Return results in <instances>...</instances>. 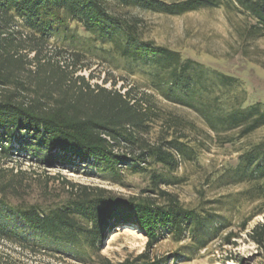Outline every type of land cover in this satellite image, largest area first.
<instances>
[{
	"label": "trees",
	"instance_id": "trees-1",
	"mask_svg": "<svg viewBox=\"0 0 264 264\" xmlns=\"http://www.w3.org/2000/svg\"><path fill=\"white\" fill-rule=\"evenodd\" d=\"M114 1L178 16L227 5L251 19L245 28L247 34L264 37V0ZM107 2L0 0V158L21 152L44 155V163L70 170L89 165L119 177L129 171L149 173L148 190L154 197H122L102 187L68 181L72 196L59 207L20 204L11 211L35 233L66 244L74 256L85 261L98 254L97 246L106 233L122 226L136 227L148 239L144 252L118 264H169V257L155 258L151 254L152 248L168 236L176 242L189 239L184 248L193 246L196 252L218 237L229 244L240 233L233 232V222L221 208L237 206L243 198L264 201V137L249 139L264 127V102L241 101V95L232 94L237 77L209 68L154 39H145L140 18L119 14L109 9ZM71 21L83 25L102 43L86 52L113 64L117 70L141 77L145 90L192 109L216 134L215 141L220 145L246 140L238 150L237 163L224 166L213 183L248 187L203 199L198 206L184 203L176 192L167 190L165 187L186 183L188 177L177 172L182 165L199 161L204 141L192 143L168 132L153 141L149 135L158 110L146 105V95L133 93L132 86L122 92L115 88L117 80L107 88L76 75L86 58L83 50L73 52L66 64L44 54L42 49L50 44V38L66 35ZM18 27L28 30V41L17 36L21 32L15 31ZM76 35L71 33V38ZM107 44H112L111 48ZM32 52L34 56H30ZM13 85L16 87L9 88ZM20 86L28 93L17 89ZM15 140L18 149L14 147ZM3 170L6 169H0V191L6 193L19 174L4 180ZM6 203L0 200V215ZM263 211L264 207H260L245 217L239 230L243 232ZM0 231L7 232L4 225L0 224ZM251 236L264 246V223L254 226ZM177 258L174 255L172 262Z\"/></svg>",
	"mask_w": 264,
	"mask_h": 264
},
{
	"label": "rangeland",
	"instance_id": "rangeland-1",
	"mask_svg": "<svg viewBox=\"0 0 264 264\" xmlns=\"http://www.w3.org/2000/svg\"><path fill=\"white\" fill-rule=\"evenodd\" d=\"M107 3L109 9L119 14L140 18L145 39H154L159 44L179 50L186 57L198 59L209 68L237 77L238 84L232 94L237 92L241 95V101L246 104L264 102V37L255 38L246 33L245 28L251 19L244 12L223 5L178 16L152 12L139 6H122L114 0H108ZM17 24L22 26L21 22ZM70 26L65 31L67 36L61 34L50 38V44L42 49L44 54L66 64L73 52L83 50L86 58L80 62L79 66L82 68L76 75L85 76L92 85L99 83L107 88H112V80H117L115 88L122 92L132 86L133 93L140 97L146 95L149 99L145 100L146 105L158 110L154 116L156 122L149 135L153 141L164 134L163 132L188 138L192 143L204 141L205 146L201 149L199 161L182 165L177 172L188 177L186 183L165 187L167 190L176 192L184 203L198 206L203 199H215L248 187V184L220 186L213 183L215 175L224 166L237 163L238 150L246 140L239 144L220 145L215 141L216 134L209 130L199 114L185 106L167 101L157 92L145 90L141 77L129 75L124 69L117 70L113 64L95 59L86 51L87 48L101 46V41L95 40L91 32L75 21H71ZM15 31H21L17 36L28 41L26 28L18 27ZM73 32L77 35L71 38ZM71 39L73 41L69 42ZM111 45L107 44L110 48ZM60 49H63L62 53L59 52ZM30 56H34V53H30ZM107 77L109 81L106 82L104 79ZM15 87L13 85L9 88ZM17 89L24 94L28 93L21 86ZM263 137L264 127L256 130L249 139ZM14 147L19 148L16 140ZM43 156L15 152V156L11 158H0V169H6L3 170L6 171L4 180L19 174L6 193L0 191V200L3 198L7 201L0 215V224L7 231L5 234L0 231V264H118L145 251L148 237L136 227L122 226L106 233L102 243L97 246L98 254L92 260L85 261L74 256L66 244L54 242L35 233L16 216L11 207L20 204H37L48 209L67 202L72 196L68 181L102 187L122 197H154L148 190L151 183L149 173L129 171L119 177L89 165L70 170L60 165L44 163ZM10 169L13 172H9ZM260 207H264L263 200L243 198L237 206L221 208L232 220L233 232L240 233L229 244H224V238L218 237L206 248L202 247L196 252L193 246L184 248L189 239L176 242L168 236L152 248L151 254L155 258L169 257V264H264V246L258 245L251 236L252 228L259 222L264 223V211L255 215L243 232L239 230L244 218L258 211ZM174 255L178 258L172 262Z\"/></svg>",
	"mask_w": 264,
	"mask_h": 264
}]
</instances>
